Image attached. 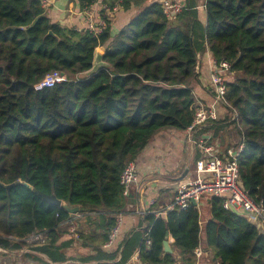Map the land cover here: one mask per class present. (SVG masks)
Masks as SVG:
<instances>
[{
  "label": "trees",
  "instance_id": "16d2710c",
  "mask_svg": "<svg viewBox=\"0 0 264 264\" xmlns=\"http://www.w3.org/2000/svg\"><path fill=\"white\" fill-rule=\"evenodd\" d=\"M95 1L79 0L84 9ZM106 1L114 6L120 0ZM187 1L169 18L160 1L121 0L137 13L115 36L108 19L96 37L53 22L42 0H0V248L38 264H63L70 259L67 249L81 242L93 253L66 264L114 261L121 230L111 246L105 244L117 216L129 212L121 173L159 132H184L192 124L198 106L193 87L207 49L219 65L231 64L226 120L240 136L235 145L245 142L243 185L264 203V0H204L206 24L198 0ZM98 47L110 66L81 77L93 67ZM56 71L68 80L36 89ZM207 88L212 91L211 83ZM33 188L80 207L77 239L69 232L76 213L48 203ZM206 196L211 217L203 228L194 204L166 217L144 216L146 230L130 239L137 245L142 239L143 263L195 264L203 231L219 264H264V231L226 209L224 197ZM40 232L44 242L26 240ZM167 232L176 254L164 249ZM126 258L124 248L115 264Z\"/></svg>",
  "mask_w": 264,
  "mask_h": 264
},
{
  "label": "crops",
  "instance_id": "0c3cea01",
  "mask_svg": "<svg viewBox=\"0 0 264 264\" xmlns=\"http://www.w3.org/2000/svg\"><path fill=\"white\" fill-rule=\"evenodd\" d=\"M46 1V12L53 22H59L63 26L77 29L86 27L87 9L82 8L79 0ZM179 1L184 4L188 2L187 0ZM120 3L121 0L115 4L116 10L110 14V31L112 36H115L138 11L134 5H131L129 9H125ZM90 10L99 11L100 4L95 2L92 4ZM198 12L200 19L206 24L207 17L204 0H198ZM98 48L103 50L102 47ZM215 61L211 51L207 49L202 55L201 75L199 81L194 84L193 91L196 96V104H205L210 108H214L217 118L202 126L195 133V139L198 140L203 135L211 136L212 142L222 148H226L235 145L240 140V136L236 128L228 124L230 121L226 120L230 114L228 110L216 100L213 91L211 89L209 91L207 88L210 86V75L214 69ZM220 127L222 129L218 136H216V130ZM199 156L200 149L189 139L187 130L184 132L173 130L161 131L149 142L136 160L140 181L138 184H134L128 193L127 209L129 212L121 215V232L119 236L121 240H118L116 243L120 245V252L114 261L103 260L102 262L108 261L107 264L117 263L122 258L125 248L127 258L122 264H145L140 259V243L142 239L140 238L138 245L130 242V239L137 236V233L146 230V223L143 220L145 215L140 214L139 211L143 209L149 210L152 207L150 204L152 199H156L154 208L163 207L172 201L177 186L181 182L195 178V160ZM197 208L201 212L202 218L209 219L211 217V205L208 199L201 200ZM239 212L247 218L245 213ZM80 218H83V216ZM201 227L203 228L202 225ZM202 234L199 247L203 254L199 257L200 264H219V261L214 259L215 254L213 250L206 246V236L204 237ZM126 237L128 240L124 242ZM168 241L170 247L173 249L172 253L176 254L177 249L173 245L174 238L172 234H169ZM92 253L93 251L85 247L81 242H74L73 246L67 249V256L70 259L62 263H80L78 259L74 258L88 256ZM8 254H11L12 257ZM22 255V252L17 253V250L9 252L6 249L0 248V264H38L37 261L22 257ZM43 257L46 261H50L46 256ZM12 260L13 262H11ZM97 262L96 260H92L83 264H96Z\"/></svg>",
  "mask_w": 264,
  "mask_h": 264
},
{
  "label": "built area",
  "instance_id": "2783aa9c",
  "mask_svg": "<svg viewBox=\"0 0 264 264\" xmlns=\"http://www.w3.org/2000/svg\"><path fill=\"white\" fill-rule=\"evenodd\" d=\"M100 4L99 11L87 9L86 27L83 29L89 30L93 35L98 37L108 27V19L110 14L116 10V5L111 6L106 0H96ZM94 2V3H95ZM44 6H47V1L42 0ZM93 3V4H94ZM164 13L173 18L181 13L186 4L179 0H160ZM92 6V5H91ZM231 64L228 61H223L219 65L215 61L214 69L210 75V83L212 91L218 102L223 105L230 106L227 100V76L230 75ZM68 80L61 72L49 74L44 80L36 85V89L40 90L46 87H52L54 84ZM234 116L238 117L236 109ZM217 118V113L214 108H210L205 104H198L195 110L194 120L187 128L189 139L199 147L200 156L195 160V178L181 182L177 188L175 195L169 203L163 207L154 208L156 199H152L150 204L153 206L149 210L143 209L140 214L146 215L148 212L154 213L157 217H166L168 212L176 208L185 209L193 204L201 201L203 195H213L224 197V207L228 210L242 211L247 216V219L254 223L260 230L264 231V203L254 199L249 190H247L242 182L239 166V156L245 148V142L241 140L239 145H232L222 148L211 141V136H201L198 140L195 139V133L206 125L209 121ZM121 184L124 186V192L129 193L130 188L140 181L136 160L130 161L121 173ZM72 217L70 233L74 238H78L79 231L76 225V219L83 216L80 213ZM246 218V217H245ZM121 215L117 216V224L110 234L109 240L105 247L111 246L120 230ZM146 233V244L148 247L152 245V239ZM46 234L44 232L32 233L27 237L29 242H44ZM24 251V250H23ZM198 257L203 254L200 247L196 249ZM195 264H200V260Z\"/></svg>",
  "mask_w": 264,
  "mask_h": 264
},
{
  "label": "water",
  "instance_id": "95a60500",
  "mask_svg": "<svg viewBox=\"0 0 264 264\" xmlns=\"http://www.w3.org/2000/svg\"><path fill=\"white\" fill-rule=\"evenodd\" d=\"M50 33L52 34V31H50ZM110 64L107 63L105 60H104V51L101 50L100 48L96 49L95 51V57H94V62H93V67L85 72V73H82L81 74V77H85V76H90L94 73H96L98 70H100L101 68L103 67H109ZM0 185L1 186H4V183L3 182H0ZM14 184L12 185H8L7 186V189L8 191L12 188ZM33 191L35 193H37L38 195H40L44 200H46L48 203L52 204V205H55V206H58V207H63L65 208L68 212L70 213H77L79 212L80 210V207L79 206H70L68 204H63V201L61 199H59L55 194H46L36 188H33ZM194 205H198V202L197 201H194L193 202ZM169 232H167V239L164 241V249L166 252H173V249L170 247V244H169V241H168V236H169Z\"/></svg>",
  "mask_w": 264,
  "mask_h": 264
},
{
  "label": "rangeland",
  "instance_id": "374dc122",
  "mask_svg": "<svg viewBox=\"0 0 264 264\" xmlns=\"http://www.w3.org/2000/svg\"><path fill=\"white\" fill-rule=\"evenodd\" d=\"M221 104H222V103H221ZM222 105H223V104H222ZM204 199H208V196L203 195V196H202V200H204ZM207 220H208V219L202 218V220H201V225H202L203 227L205 226ZM202 235L205 237V233H204V232H203ZM8 255L11 256V254H8ZM11 257H12V256H11ZM11 262H13V260H12Z\"/></svg>",
  "mask_w": 264,
  "mask_h": 264
}]
</instances>
